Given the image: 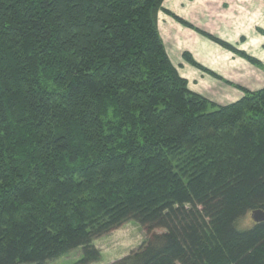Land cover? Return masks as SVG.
<instances>
[{
  "label": "trees",
  "instance_id": "trees-1",
  "mask_svg": "<svg viewBox=\"0 0 264 264\" xmlns=\"http://www.w3.org/2000/svg\"><path fill=\"white\" fill-rule=\"evenodd\" d=\"M164 2L0 0V264L97 263L128 223L148 239L115 264H264V221L240 226L264 212V89L192 92Z\"/></svg>",
  "mask_w": 264,
  "mask_h": 264
},
{
  "label": "crops",
  "instance_id": "crops-1",
  "mask_svg": "<svg viewBox=\"0 0 264 264\" xmlns=\"http://www.w3.org/2000/svg\"><path fill=\"white\" fill-rule=\"evenodd\" d=\"M163 8L158 17L160 36L192 92L227 106L240 101L244 90L264 89V0H165ZM214 39L257 60L263 68ZM185 55L206 71L190 64Z\"/></svg>",
  "mask_w": 264,
  "mask_h": 264
},
{
  "label": "rangeland",
  "instance_id": "rangeland-1",
  "mask_svg": "<svg viewBox=\"0 0 264 264\" xmlns=\"http://www.w3.org/2000/svg\"><path fill=\"white\" fill-rule=\"evenodd\" d=\"M254 220L252 214L247 215L240 226L244 229L252 227ZM148 239L147 232L136 223H128L121 229L106 235L96 242V246L101 252V260L93 264H115L132 251L139 247ZM80 252H74L70 256L62 258L49 264H78Z\"/></svg>",
  "mask_w": 264,
  "mask_h": 264
},
{
  "label": "water",
  "instance_id": "water-1",
  "mask_svg": "<svg viewBox=\"0 0 264 264\" xmlns=\"http://www.w3.org/2000/svg\"><path fill=\"white\" fill-rule=\"evenodd\" d=\"M252 218L256 223L264 221V212L262 211H256L253 212Z\"/></svg>",
  "mask_w": 264,
  "mask_h": 264
}]
</instances>
